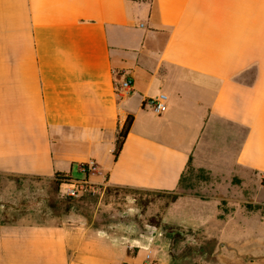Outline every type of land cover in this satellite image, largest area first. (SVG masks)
<instances>
[{
  "label": "crops",
  "instance_id": "crops-1",
  "mask_svg": "<svg viewBox=\"0 0 264 264\" xmlns=\"http://www.w3.org/2000/svg\"><path fill=\"white\" fill-rule=\"evenodd\" d=\"M189 166L264 189V0H0V264H152L56 174L173 193Z\"/></svg>",
  "mask_w": 264,
  "mask_h": 264
},
{
  "label": "rangeland",
  "instance_id": "rangeland-1",
  "mask_svg": "<svg viewBox=\"0 0 264 264\" xmlns=\"http://www.w3.org/2000/svg\"><path fill=\"white\" fill-rule=\"evenodd\" d=\"M257 187L189 166L173 193L106 186L63 203L129 245H150L158 264H264V189Z\"/></svg>",
  "mask_w": 264,
  "mask_h": 264
},
{
  "label": "built area",
  "instance_id": "built-area-1",
  "mask_svg": "<svg viewBox=\"0 0 264 264\" xmlns=\"http://www.w3.org/2000/svg\"><path fill=\"white\" fill-rule=\"evenodd\" d=\"M134 91L133 80L131 78H125L119 81L116 85V92L119 97H126ZM169 98L166 94L161 93L158 96L147 101V104L152 108V110L161 115L167 108ZM81 172L87 177L93 175L98 171V166L95 162L91 161L81 167ZM69 187L67 194L69 196H78L80 192L88 189L87 182L85 180H70L63 183ZM149 256H147V260ZM152 264H156L155 261Z\"/></svg>",
  "mask_w": 264,
  "mask_h": 264
},
{
  "label": "trees",
  "instance_id": "trees-1",
  "mask_svg": "<svg viewBox=\"0 0 264 264\" xmlns=\"http://www.w3.org/2000/svg\"><path fill=\"white\" fill-rule=\"evenodd\" d=\"M136 1H138V0H136ZM133 121H134V117L132 115H129L127 120H126V123H125L124 127L119 132V135H118V138H117V141H116V148H115V151H114V155H115L116 159L118 158L119 154L121 153V151L123 149V145L125 143L127 135L129 134V132L131 130ZM56 180H57V183L63 184L65 182H67V181L72 180V178L69 177V176L57 173L56 174ZM262 185L264 186V180L262 181Z\"/></svg>",
  "mask_w": 264,
  "mask_h": 264
}]
</instances>
